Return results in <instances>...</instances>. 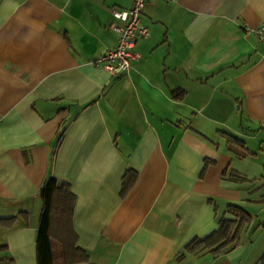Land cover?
Listing matches in <instances>:
<instances>
[{"label": "crops", "instance_id": "crops-1", "mask_svg": "<svg viewBox=\"0 0 264 264\" xmlns=\"http://www.w3.org/2000/svg\"><path fill=\"white\" fill-rule=\"evenodd\" d=\"M130 4L0 0V219H10L0 264H39L47 178L74 195L84 264L264 255V41L253 33L264 0H147L139 18L149 37L114 78L97 60L116 47L110 11ZM228 205L251 218L239 245L225 256L185 253L231 218Z\"/></svg>", "mask_w": 264, "mask_h": 264}, {"label": "trees", "instance_id": "trees-1", "mask_svg": "<svg viewBox=\"0 0 264 264\" xmlns=\"http://www.w3.org/2000/svg\"><path fill=\"white\" fill-rule=\"evenodd\" d=\"M135 178L132 172L123 176L121 195L128 191ZM228 180L238 183L245 181L233 173L229 174ZM39 198L41 212L35 238L39 264H84L87 255L77 247L76 235L71 226L74 195L69 187L47 178L40 187ZM225 213L231 218H220L218 229L202 240L191 241L186 245L185 253L199 255L206 252L217 257L233 251L239 245L242 230L251 223V218L241 208L232 205H228ZM9 220L0 219V225ZM261 256L259 264H264V255Z\"/></svg>", "mask_w": 264, "mask_h": 264}, {"label": "built area", "instance_id": "built-area-1", "mask_svg": "<svg viewBox=\"0 0 264 264\" xmlns=\"http://www.w3.org/2000/svg\"><path fill=\"white\" fill-rule=\"evenodd\" d=\"M163 3H172L174 0H156ZM147 0H130V9L110 11L113 19L107 29L117 37L116 47L106 51L99 59L102 70L106 71L111 77L123 75L128 72L131 64L139 60V56L134 53L136 42L145 40L149 37L147 28L140 24V16ZM260 41H264V26H259L253 30Z\"/></svg>", "mask_w": 264, "mask_h": 264}]
</instances>
